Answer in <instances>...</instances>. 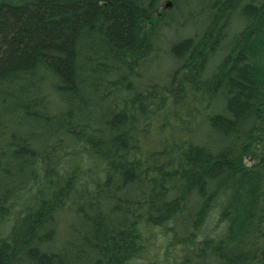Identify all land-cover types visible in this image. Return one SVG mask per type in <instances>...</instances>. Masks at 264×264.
Instances as JSON below:
<instances>
[{"label": "trees", "instance_id": "1", "mask_svg": "<svg viewBox=\"0 0 264 264\" xmlns=\"http://www.w3.org/2000/svg\"><path fill=\"white\" fill-rule=\"evenodd\" d=\"M0 264H264V0H0Z\"/></svg>", "mask_w": 264, "mask_h": 264}, {"label": "rangeland", "instance_id": "2", "mask_svg": "<svg viewBox=\"0 0 264 264\" xmlns=\"http://www.w3.org/2000/svg\"><path fill=\"white\" fill-rule=\"evenodd\" d=\"M171 8V7H170ZM194 24H185L183 26H181V24H177V26L179 27L178 28V33L180 34V36H190L194 33V30L197 29V27L200 25V24H196L195 27H193ZM174 33V32H172ZM173 35V34H172ZM171 36V35H170ZM162 57L159 59L161 60ZM169 65V64H168ZM148 70L149 71H153L155 74L157 73V68H156V64L155 65H151L149 64V67H148ZM249 164V163H248Z\"/></svg>", "mask_w": 264, "mask_h": 264}, {"label": "bare ground", "instance_id": "3", "mask_svg": "<svg viewBox=\"0 0 264 264\" xmlns=\"http://www.w3.org/2000/svg\"><path fill=\"white\" fill-rule=\"evenodd\" d=\"M175 23V22H174ZM176 30V29H175ZM237 32V31H236ZM174 33H176V32H174ZM169 34H171V33H169ZM164 40V39H163ZM169 42V41H168ZM165 58V57H164ZM185 71V70H184ZM193 87V86H192Z\"/></svg>", "mask_w": 264, "mask_h": 264}]
</instances>
